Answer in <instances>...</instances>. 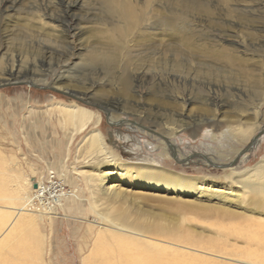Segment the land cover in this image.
I'll list each match as a JSON object with an SVG mask.
<instances>
[{
    "label": "rangeland",
    "instance_id": "rangeland-1",
    "mask_svg": "<svg viewBox=\"0 0 264 264\" xmlns=\"http://www.w3.org/2000/svg\"><path fill=\"white\" fill-rule=\"evenodd\" d=\"M81 1L62 21L60 0H0V84L25 82L0 88V264H87L99 240L116 246L111 234L165 245L176 257L249 264L228 255L246 247L236 234L240 216L264 220V207L247 211L201 193L206 184L225 186L220 177L229 167H211L199 154L227 162L247 142L230 126H249L250 135L264 127V0H191L197 5L175 3L169 12L150 7L123 35L124 23L103 0ZM93 53L100 62L89 59ZM60 102L92 110L93 119L75 132L57 111ZM92 130L111 153L89 151L84 138ZM161 135L174 142V153L167 145L168 155L162 153ZM246 152L230 166L235 171L264 158V137ZM140 164L183 174L191 187L144 185L132 177ZM110 168L116 173L103 175ZM47 169L70 195L53 213L29 219L15 189L25 195L28 179ZM239 200L249 195L233 204Z\"/></svg>",
    "mask_w": 264,
    "mask_h": 264
},
{
    "label": "bare ground",
    "instance_id": "bare-ground-1",
    "mask_svg": "<svg viewBox=\"0 0 264 264\" xmlns=\"http://www.w3.org/2000/svg\"><path fill=\"white\" fill-rule=\"evenodd\" d=\"M81 3H82L81 0H60L59 5H60L61 10L58 13V16L60 17L62 21H65V19L70 16L74 17V14H73L74 9L80 6ZM103 3L105 5L106 11L110 15L115 16L116 18H118L124 23L120 30V33L122 35L123 33L128 34L129 32L132 31L133 28L139 25L140 18L142 17L144 10H147V8L158 7L160 9H165L169 12V11H172V9L175 7V3H177V5L179 6H188V7L197 5L196 2H191V0H103ZM11 4L9 8H12ZM159 21L162 22L166 26H172L171 21L165 20L163 16L159 18ZM63 23H66V22H63ZM72 28H73L72 30L73 34H78V30H76V28L74 27ZM108 58L112 61L111 56H109ZM89 59L92 60V62L94 63L101 61V58L97 56V53L91 54ZM23 75L25 74H22L20 77H23ZM18 77L19 75H15L13 79L17 80ZM56 88L61 89V86L56 87ZM65 91H67V93L70 94L71 96L78 95L77 92L67 89V88L65 89ZM55 106H56L57 111L63 114L64 122L66 124H69L75 132H80L84 130L88 126V124L91 122V120L93 119V114H94L93 111L79 104H75V103L65 104V103L60 102L59 104H56ZM110 120L117 121L119 119L114 120V118L112 117ZM128 127L132 130H134L135 128H139V130H141L142 133L145 132L144 128H141L140 126H137V125L135 126L130 125ZM228 129L231 133H233L235 137L238 136L239 139H242V137H245L247 139L246 144L238 148L234 152L232 157L228 158L227 162H222V161L220 162V158H217L218 156L212 157V158L210 156L209 157L210 159L206 156V158L209 161L214 162L216 164H226V163L231 162L232 160H234V163L235 161L237 163L239 160L247 158L248 153L245 151L246 148L250 146L252 138L258 132L264 129V127L261 129L258 128L251 135H250L251 128L249 126L242 128V129L240 128V126H232V127L230 126ZM112 134L120 138L124 136V134L121 133L119 130L112 131ZM263 137H264V133H262L256 141H254V143L251 145L252 147L248 151L253 150L255 146L260 142L261 138ZM160 139H159L160 141L158 140V142L159 143L161 142L163 144V146H161V149H162L161 151L163 154L168 155L166 152L167 146H169L171 150H173V153L175 152L174 150H176V148H175L174 142L169 137L161 135ZM84 143L89 146L90 152L99 151L100 153L103 152L105 154L110 152L109 148L106 146V143L104 141V136L98 130H94V131L92 130L84 138ZM221 151L217 152L219 156L223 155ZM187 157L188 156L185 155L184 159L187 160L188 159ZM112 160L113 162H115L113 159V156H111L109 161L112 162ZM203 160L207 162L206 159H203ZM123 168L125 169L126 172L131 171V168H128V167H123ZM111 169L112 168L105 171L103 175H110V174L116 173V171L111 170ZM133 172L134 173H132L133 175L132 177L134 179L140 180L142 184L149 185L153 189H165V190L175 192L178 190H188L190 189L191 184H192L191 180L187 176L180 174L178 172L166 169L160 165L145 166V165L140 164L138 165V167H135V170ZM220 179L226 183L225 186L218 185V184H206L205 190H202L201 193H203L204 195L208 194L211 197L222 198L223 200L222 202L228 201L230 204L234 206L236 205L237 208L242 207L243 210L249 209L250 208L249 206L264 207V158L261 159L254 166L242 170V172L235 171L233 167H229V171H225L220 177ZM37 180L38 179L30 181V179H28L27 184L31 187L28 190L29 192H27L25 195L21 194L22 193L21 188L15 189V192L17 194V199L19 200L18 207L21 209V212L24 214V216H26L29 219L31 217L38 215L39 213V212L37 213V211L31 207V193L33 191L32 184L33 182H36ZM232 185H234L236 188L233 189ZM245 195H249V200H245V201L239 200L237 203L233 204V201H236L240 199L241 197H244ZM227 212L230 214L235 213V211H232V210H228ZM255 212H258V211H255ZM3 220L4 218H0L1 222H3ZM240 220H242L241 224L239 225L241 229L236 228L240 230L239 231L234 230V231H236V234H240L241 235L240 237L244 238L246 247L243 246L245 247L244 250H243V247L240 249L232 248L233 250L235 249V253L233 255H228V256L237 257L238 260H241V262L245 261L246 263H249V264H264V220L253 218L248 215L247 216L241 215ZM119 229L123 230L125 228L120 227ZM126 230L129 231V229H126ZM161 233L163 234V232ZM134 234H137V236L140 234L145 235L142 232H134ZM110 237L114 239L116 246H109L108 244L106 246L105 245L103 246L102 244H106V243L104 242L103 239L99 240L97 243L96 249L91 254V259L87 262V264H192L193 262H196L195 264H219L217 263L218 261L204 258V257L202 258L197 255H195L193 258H188L187 257V255H189L188 253L185 255H182V257L181 256L176 257L175 256L176 254L173 255L168 252L167 247L165 245H159L158 243H152L148 240L144 241V240L136 238L135 236L131 237V236H125V235L111 234ZM181 241H184L188 244L193 243L194 245V242H191L192 240L190 238H186ZM217 245H218L217 242H211L209 246L210 248H215ZM20 250L21 249L19 248V251ZM177 251H180V250H177ZM219 252L222 253L221 251ZM222 254H224V252ZM3 258H0L1 263L5 261V259ZM13 264H17V263L14 262Z\"/></svg>",
    "mask_w": 264,
    "mask_h": 264
},
{
    "label": "built area",
    "instance_id": "built-area-1",
    "mask_svg": "<svg viewBox=\"0 0 264 264\" xmlns=\"http://www.w3.org/2000/svg\"><path fill=\"white\" fill-rule=\"evenodd\" d=\"M35 183L36 187L32 186L31 207L39 213H53L70 195L64 180L55 170L47 169Z\"/></svg>",
    "mask_w": 264,
    "mask_h": 264
},
{
    "label": "water",
    "instance_id": "water-1",
    "mask_svg": "<svg viewBox=\"0 0 264 264\" xmlns=\"http://www.w3.org/2000/svg\"><path fill=\"white\" fill-rule=\"evenodd\" d=\"M23 83H25L24 81H13V82H5V83H1L0 84V88H2V87H5V86H7V85H11V84H23ZM34 87H36L35 85H33ZM52 90H54V91H57V92H60V93H65V94H67L66 92H63V91H60V90H58V89H52ZM262 133H264V129H262L260 132H258L253 138H252V141H251V144H250V146H248L247 148H246V150L245 151H248L252 146V144L254 143V141H256L259 137H260V135L262 134ZM241 154V153H240ZM200 156H202V158L203 159H206L207 160V162L209 163V165L211 166V167H215V168H224V167H230V166H232L233 164H234V160H232L231 162H229V163H226V164H216V163H214V162H211V161H209L207 158H206V156L204 155V154H199ZM174 156V155H173ZM33 187H36V183L35 182H33V185H32Z\"/></svg>",
    "mask_w": 264,
    "mask_h": 264
}]
</instances>
